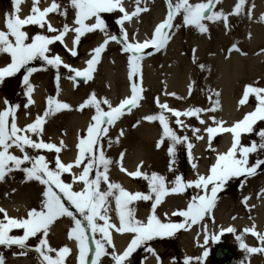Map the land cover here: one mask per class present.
<instances>
[{
	"label": "snow or ice",
	"instance_id": "6c2138e0",
	"mask_svg": "<svg viewBox=\"0 0 264 264\" xmlns=\"http://www.w3.org/2000/svg\"><path fill=\"white\" fill-rule=\"evenodd\" d=\"M19 0H13L15 8ZM167 5V14L164 19L159 22L150 38L142 42L136 41L135 37L130 42L128 34L123 27L125 21H130L134 16H138L140 12L147 11L146 8L139 7L140 0H136L137 7L129 13L123 6L122 0H70V4L74 9L75 16L71 29L67 24H64L62 29L54 28L51 23H48L46 17L49 13L58 12L60 5L56 0H52L49 7L41 10L37 5L39 0H33V8L31 15L24 19H20L15 13L11 16L5 15L6 31L0 30V54H7L10 57V62L5 66L0 67V81L6 77H11L18 73L22 68H26L23 76V84L27 91L25 96H28V102L24 105L33 104L30 93L33 91V86L30 83V76L37 71L36 68L26 67L34 60H41L45 64L54 68L63 67L74 74V77H81L85 81L93 79V73L96 71V65L100 63L101 54L104 52L109 41H115L121 44V51L127 54L128 80L130 81V95L124 97L115 106L106 98H97L96 94L91 93L81 104L76 108L77 111H82L86 107L94 108L95 112L91 116L90 122L87 125L86 134L78 136L76 145L78 152L74 162L64 163L59 158V153L63 148V141L60 146L53 143H46L42 139L34 140L32 135L39 137L43 132V125L47 122V117L61 110H71V106L54 97H48L47 107L43 115H38L32 123L25 125L23 128L18 127L15 120V111L18 106H11L7 100L4 101L6 107L0 110V181L5 179L8 172L13 169L21 170L25 173L26 180H36L44 185L41 207L31 208L27 210L26 217L15 218L9 217L6 210L0 208V213L3 218L0 219V245L3 246H18L20 248L27 247L26 242L31 237H38V244L35 246V251L42 257L45 264H65V258L70 254L71 249L61 247L58 250L50 247L47 236L50 226L53 222L62 216H67L74 222V228L68 232L69 239H75L76 246L79 250L77 256V264H87L89 259V235L92 233L91 243L95 245L94 254L91 256V264H101L100 258L108 255L105 251L106 245L111 246V253L114 264H125V261L130 255L141 245L154 237L171 236L179 229L185 227L184 223H165L162 222L156 215L157 206L162 202L163 198L169 194H179L186 191L187 188L194 187L199 190V193L191 198L185 209H178L172 212L173 216L184 217L187 221L191 219L192 223L202 219L205 214H211L212 208L215 206L217 194L222 187L233 177L252 176L256 173L257 168L264 167V160H257L254 164L249 163V154L258 150H264V129L256 133L260 137V143L253 141L249 145L241 144V135L252 133L254 125L258 121H264V87H258L254 84H246L243 89L241 99L238 105H244L248 102L251 96H254L256 105L254 110L244 114L242 119L233 122L231 127H224V121H217L215 117H209L215 126H208L204 131L211 141L215 134L229 132L232 135L231 146L226 152L218 153L216 161L209 168L207 175H197L196 179L184 181L183 177L176 175L169 186L166 177L155 172L148 175L141 172L140 165L134 172H127L121 165V171L133 178L142 177L148 182V193L129 192L122 185L109 180L108 166L112 163L108 159L102 148L99 147V142L102 136H106L108 125H113L125 112L130 113L132 109L139 107L140 101L144 99L142 93L144 89L137 78L142 81L141 61L145 55H151L152 52H146V49L159 51L166 47L169 40L172 38L171 31L173 28L181 27L180 24H175L174 20L178 16H182V24L184 27H194L200 33L208 31L207 26L203 21H218L223 20L227 27V15L222 11H214V0H201V2L191 3L190 0H165ZM216 3L219 0H215ZM245 5V0H236L233 11L228 15H238ZM118 10L122 15L117 19L116 23L120 27L121 39L115 35H107L106 25L102 19L103 13H112ZM66 16V11L60 13ZM251 17V9L248 10ZM94 19L93 23L86 21ZM261 20L264 21V14L261 15ZM47 25V32L54 35L35 34L29 36L22 29L26 25H39L41 28ZM95 30L105 32V39L102 43L92 49L91 58L86 61V67L77 69L71 65L64 63L59 55H49L50 48L54 42H64L65 35L72 31L75 33L73 39V47L68 49L72 56L78 55L76 45L79 39L85 33H90ZM250 35V34H249ZM67 47V45H65ZM240 51L236 44H233L229 49L231 51ZM264 51V50H262ZM195 53V49H193ZM244 54V53H241ZM203 69V65H200ZM69 76V79H74ZM59 75H57V81ZM191 85H189V92ZM216 100L211 101L212 107L202 109L199 107H189L183 111L170 108L166 103H160L159 98L155 99L157 107L161 110L159 113L144 116L145 121H159L162 127V135L157 141L156 147L160 148L165 138L172 141L173 146L168 148L170 156L174 154V145L182 141L187 142L186 136L181 137L169 126L168 118L165 112L171 113L175 117V123L184 128L188 125L180 119L183 117H195L199 123L204 124L205 121L200 118V113L215 111L219 108V92L213 93ZM167 95L175 96V93H167ZM178 99L180 97H177ZM107 105V110L101 105ZM11 117V120L9 118ZM139 123V121H137ZM135 126V125H134ZM199 129H192L193 135L199 132ZM123 133L121 132V135ZM197 139H202L196 136ZM15 147L22 154L17 156L10 149ZM192 147L188 144V148ZM26 148L34 150H48L57 153L54 168L49 167V161L43 155L32 156L26 152ZM214 150V149H213ZM121 153V159L123 158ZM31 166H24L28 165ZM73 167L81 168L78 174L73 175V182H81L83 187L80 191L73 190V185L65 183L61 179L63 173H68ZM195 168V165H193ZM102 169V170H101ZM171 170V168H170ZM95 171L94 176L90 174ZM106 185L105 189L101 188V184ZM264 191V190H262ZM248 197L244 200L247 201ZM67 201L79 213L86 225L82 224L81 220L77 219L76 215L65 206L64 201ZM115 201V208L119 219V226L110 222L108 215L110 202ZM152 201L150 214L147 216L146 222L135 218L134 209L129 206L135 201ZM235 219V217H233ZM103 223H100V222ZM115 228L120 233H131L132 238L123 252L117 254L112 243L110 229ZM13 229H22L23 235H10ZM244 232L251 233L258 240L264 241V234H259L255 231V224L250 228H245ZM236 229L232 226L220 229V232L214 235H209L205 230L204 243L208 244L209 240L216 242L224 233H235ZM100 233V238L96 239L95 234ZM38 234H40L38 236ZM237 241H240V248L246 249L247 252L264 251V248L248 247L242 240L241 236L237 235ZM151 251V249H149ZM55 253V256L50 255ZM208 251L205 249L203 255L192 258L185 257L184 264H191L193 259L197 264H203V260L207 257ZM159 260V257H157ZM0 264H4L3 257H0Z\"/></svg>",
	"mask_w": 264,
	"mask_h": 264
},
{
	"label": "bare ground",
	"instance_id": "6f19581e",
	"mask_svg": "<svg viewBox=\"0 0 264 264\" xmlns=\"http://www.w3.org/2000/svg\"><path fill=\"white\" fill-rule=\"evenodd\" d=\"M56 1H59V5L61 6L59 11L50 13L47 15L46 19L52 25L61 28L62 23L59 19V15L66 11V13H68V26L71 29L74 27L73 20L75 12L70 4V0ZM150 1L151 0H140L138 5L141 8H147L149 5L153 4L150 11L140 12L138 16H134L130 21L124 22L123 27L128 34L129 40L133 37H135L136 41L149 38L156 24H158L160 20H163L167 14V5L160 3L162 0L148 4ZM190 2L197 3L201 2V0H190ZM51 3L52 0H39L37 6L42 10L48 7V5H51ZM122 3L129 13L134 11L137 7L136 0H122ZM235 3L236 0H219V3L214 6L215 8H213V10L222 11L227 15V27H225L223 20L215 22L209 21V29L204 34L200 32L195 33L194 27H184L181 16H178L174 20V23L180 24L181 27L172 29V38L167 43L166 47L156 51L151 56L141 61V72L144 77L145 87L142 94L144 99L140 101L139 107L132 109L130 113L125 112L113 125L108 127L107 134H109V139L113 138L115 134L121 135L122 132L123 136L114 138L124 144L113 146L110 143L111 141L108 140L107 143L105 142L102 145L103 150H108V146H110V160L112 163L114 162L113 166H116V169L117 165L120 164V168L122 165L127 172H132L133 169H137V165L143 162L140 168L141 172L147 173L148 175H151L153 172L163 175L169 182V186H171L170 182L174 180V177L181 174V171L177 174V166H179V163L178 159L174 156L175 151L172 156L168 153V148L173 146L172 141L165 138L161 147H156L157 141L160 140L163 131L159 121L148 122L149 124L147 125L145 124L146 121L142 119L144 116L156 114L161 111L157 107V104L154 103V97H158L160 103H166L170 108L183 111L193 105L202 109L210 108L212 107L211 101L217 99L213 93H220L218 98L219 108L215 111L200 113L201 119L205 121L204 124L199 123L194 117L195 123L191 122L190 119H188V121L184 119L185 122H188L186 123L188 127L183 129V131H186L188 134V136H186L188 140L184 142L186 145L185 150L188 148V144L192 145L190 149H187V153L190 155L188 161L189 167H192L188 169V172H192L188 178H194V173L196 177L197 175H207L209 168L216 161L217 154L226 152L231 146L232 135L229 132L221 133L218 137L219 141L215 144L213 142V147L210 146L208 135L204 129L208 126L215 125H213L209 117H215L217 121H224L223 126L230 127L233 122L242 119L245 113L252 111L254 108V106L249 103V100L244 105H238V101L243 94L244 86L246 84H254L258 87H264V54L261 55L257 53L259 49L262 51L264 48V21L261 20V15L264 13V0H245L242 12L240 11L238 15H228L233 11ZM33 6V0H19V6L15 8V12L24 15V13L30 11V7L32 8ZM249 9H251V17H249L248 14ZM11 11L10 9V12ZM8 12L7 6H2L0 4V30H4L5 28V15L8 14ZM236 19L239 20L237 30L239 35L234 43L237 47H241L245 50L247 52L246 55H240V53L235 50L230 52L229 55H226V51L231 48V44L229 47L227 43L228 40L225 41L226 36H232L234 33V23ZM92 21L93 19L87 22L92 23ZM26 27L30 28V25ZM103 33L104 32L99 30L97 39H95L96 42L104 40L105 35ZM74 34L75 33L72 31L66 34L65 40L69 48L73 41ZM92 35L93 33L91 36ZM91 36L84 34L81 37V42L83 41L84 43L81 44L80 52L91 51L95 48V42H85V40L89 39ZM223 42L226 44L224 48L221 45ZM193 49H195V53H193ZM219 53H221L222 57L219 56ZM6 56L7 54H0V66L6 62ZM86 57L87 55L81 58L76 66L77 69L85 63ZM63 61L66 62L67 59L65 58ZM200 65L204 66L203 69ZM82 67L83 66H81V68ZM126 70L127 54L118 50L116 45L111 41L101 54L100 63L93 73V79L88 80L85 84H80L75 80H67L63 75L60 76L57 81V77L52 78L49 72L39 70L30 76V83L33 86V91L30 93V96L34 103L28 105L27 108L22 105V107L19 108L20 110L15 120L17 123H20L22 127L31 123L38 115H43L47 107L48 97L59 94V100L68 103L71 106V110H61L48 116L40 136L48 140L47 142L56 144L57 146H60V142L63 141V148L58 154L59 158L66 164L72 163L74 162V155L78 152L76 145L78 143V136L81 135L79 133H81V131L82 134L86 132L91 116L95 112V110L91 111L90 107H86L83 111H77L76 108L78 105L76 106L77 103L75 104V102L81 100V104L94 92L97 98L107 96L108 101L114 105L129 94L130 86L127 82ZM260 75L263 77L262 79ZM200 78L208 87L205 90L206 92L201 96L196 92L197 83L200 81ZM57 82V87L54 88ZM190 83L193 84L194 87L191 93L189 92ZM167 93H175L176 95H167ZM152 94L154 96L150 99ZM177 97L180 98L178 99ZM209 97H211V101ZM4 100L5 98L0 96V106L3 104ZM164 114L168 118L169 113L165 112ZM181 118H183V116ZM58 121H61V123L65 125L67 130L66 133H62L60 130L57 132L56 124ZM137 121H139V123H137ZM168 122L169 126L177 134L174 123L170 120H168ZM194 128L200 130L196 135H193L192 132ZM61 135L63 136L61 137ZM242 135L244 136L247 134ZM106 136L108 137V135ZM196 136H200L202 139H197ZM240 139L242 140V138ZM108 142L111 145L108 144ZM174 146L177 147V144ZM53 152L54 151H50L47 155L50 156ZM121 153L124 154L122 159ZM193 165H195V168H193ZM76 169V167L72 168L70 171L72 175L76 174ZM111 170L107 173L110 181L119 183L129 192L139 191L136 183L140 181L142 177H139L135 181H131L125 172H116L114 169ZM23 174L25 175L23 171L18 170L12 175L14 178H12L11 182H6V178L0 181V208L5 209L9 217H26L27 210L31 208L39 209L41 206V194L33 190L35 188L33 183L26 180L23 181L18 177ZM256 175L255 173L252 176L244 177L245 182L237 197L239 200L238 204L233 195L220 197V194H217V200L212 209L213 221L211 224L206 222L204 218L197 220L195 224H193L191 220L182 221V223L185 224L183 228L185 232L183 233L184 238L180 240L178 247L184 257L187 255H194V258H196L203 255L204 250L199 246L198 242L204 240L202 233L204 232L202 228L204 222H206L209 231H214L216 225L234 227L236 232L232 233V236L236 237L239 235L241 236V240L247 237L244 243L248 247H253L255 241H261L258 240L256 236L252 238L253 235L251 233L243 231L245 228H250L255 224V231L259 234H264V191H262L264 190V180L262 182V179H260L263 174L257 177ZM262 177L264 178V175ZM144 182V187L148 189V182L146 180ZM2 183L5 185H1ZM27 183L31 185L28 186L29 184ZM21 186L22 189L20 188ZM25 186H28L30 192L23 189V187L27 188ZM80 186H83L81 182L73 184V190H79ZM106 187L105 185L101 188L105 189ZM245 197H248L247 201L244 200ZM188 200L189 198L186 199L184 192L166 195L157 207L156 215L158 218L163 217L164 220L165 214L170 212L173 207H177L178 209L186 208L189 202ZM134 203L140 205L146 202L135 201ZM108 207L110 222L118 227L119 219L115 208V201L112 200ZM135 211V218L146 222L151 209H136ZM161 212H163V214ZM233 217H235V219H233ZM2 218L3 214L0 213V219ZM74 226L73 221L69 222L67 216L59 217L50 226L49 236L47 237L52 248L55 249L56 247L58 250V246L62 244L64 247L68 246L69 249H71L68 256L71 258L70 264H75L77 262V257L73 249L74 241L68 240V232L70 229L74 228ZM13 230L18 231L19 229ZM111 230L115 249L122 248L123 244H126L132 236L131 233L117 232L115 228ZM21 232L23 233L22 229ZM194 236L198 239L196 243L191 239V237ZM33 238L34 237H31L29 240ZM260 245L264 246V241H261ZM51 254L52 253H50V255ZM54 254L55 253L52 255ZM131 255L125 261V264L132 259ZM150 255L145 257L143 264H157L155 257ZM210 257L209 255L207 260H209ZM42 262L32 258L18 257H8L4 260V264H44V262ZM246 262L247 264H264V252H257L253 255V260L249 259ZM163 264H169L168 260L164 261Z\"/></svg>",
	"mask_w": 264,
	"mask_h": 264
},
{
	"label": "rangeland",
	"instance_id": "374dc122",
	"mask_svg": "<svg viewBox=\"0 0 264 264\" xmlns=\"http://www.w3.org/2000/svg\"><path fill=\"white\" fill-rule=\"evenodd\" d=\"M159 2V0H151L150 3L148 4H151L153 2ZM12 0H0V4L2 6H7V12H8V9L10 7V4H11ZM57 3L59 4V1H57ZM160 3H165L164 0H162V2ZM219 3V2H218ZM217 3L215 2L214 0V6L216 5ZM153 4L149 5V7H147L146 9L147 10H151L153 7L152 6ZM161 5V4H160ZM215 8V7H214ZM242 12V10H241ZM8 14L10 15V13L8 12ZM102 15V19L104 20L105 22V25H106V32H107V35L111 36V35H120V25L116 23L117 19L122 15V13H120L118 10L116 11H113L112 13H103L101 14ZM60 17V18H59ZM59 19L62 23V25L66 24L67 23V20H68V13L66 14V16H63V15H59ZM182 18V16H181ZM219 21V20H218ZM89 23V22H87ZM203 23H205V25L207 26L208 28V23L209 21H204ZM238 23H239V20L236 19L235 23H234V33L232 34V36L230 35L229 37L226 36V40H228V45L230 46V44H235L234 42L236 41L237 39V36L239 35L237 33V30H238ZM45 28H41V27H36V26H33V27H30V29H28L27 31H25L29 36H32V35H35L37 34L38 32H40L41 34H53V33H49L47 31L44 30ZM209 29V28H208ZM98 32L99 30H95L93 32H90V33H85V34H88L91 36V34L93 33V35L85 40V42H95L96 45H98L100 42H96L95 39H97V36H98ZM194 32L195 33H199V31L196 29H194ZM39 33V34H40ZM105 35V32L103 33ZM105 37V36H104ZM121 37V36H120ZM119 39V38H118ZM131 40V39H130ZM133 40V38H132ZM231 41V42H230ZM113 44L116 45V48L118 50H121V47L122 45L121 44H118L117 42L115 41H111ZM84 42L82 41L81 42V39H79V42L78 44L76 45V48H77V51H78V55L76 56H72L71 54L69 53H66L63 48L61 47V45L59 43L56 42L55 46L51 47L49 46L50 48V53L49 55H59L61 57V59H64L65 58L67 59L66 63L71 65L72 67L76 68V66L78 65L79 61L81 60V58H83L84 56H86L89 51H86V52H80L81 51V44H83ZM94 44V43H93ZM221 45L223 46V48L225 47L226 44H223L221 43ZM242 49V48H241ZM243 50V49H242ZM243 52V51H242ZM259 52V51H258ZM246 51L244 50V54L246 55ZM259 54H261V52H259ZM226 55H228L226 53ZM219 56L222 57L221 53H219ZM6 59H7V56H6ZM26 67H32V68H36L37 71L35 72H38L39 70L42 71L44 70L45 72H49L50 75L52 76V78L54 77H57V75L60 76H64L65 78H67L69 80V76H72L73 74L69 73V71L65 68H63L62 66L59 67L58 69L57 68H54L50 65H47L45 64L43 61L41 60H34L32 62H30L29 65H27ZM25 71H26V68H22L18 73H16L15 75L11 76V77H6L3 81H0V96L2 98H6L7 101L9 102V104L11 106H18L17 108H21L23 104L26 103V97L24 95V91H25V86L23 84V76L25 74ZM34 72V73H35ZM33 74V73H32ZM261 76V75H260ZM261 79L263 78L262 76L260 77ZM192 83V82H191ZM191 90L194 89L193 87V84H191ZM58 82L55 84L57 86ZM55 87V86H54ZM208 87L205 85V83L202 82L201 78H200V81H198L197 83V88H196V92L198 93V95H203L206 91ZM191 93V91H190ZM152 96H154L153 94L151 95L150 99L153 98ZM103 98H106L107 99V96H102ZM54 98L58 99V96H54ZM108 100V99H107ZM81 102V100L79 101H76L75 104L76 106L79 105ZM249 103H251L254 108H255V105H256V100L254 98V96H251L249 98ZM103 108L104 107H107V105H101ZM1 107V106H0ZM154 107V106H152ZM190 107H195L194 105L193 106H190ZM253 108V109H254ZM20 110V109H19ZM92 110H95L94 108H91V111ZM83 111V110H82ZM92 113V112H91ZM171 114L168 115V120L172 121L174 123V127H175V130L177 131V135L178 136H181V137H184V136H188V134L186 133V131H183V129L185 128H182L180 126H178L176 123H175V117H173ZM195 118V117H194ZM194 118L193 117H183V118H180L184 124L188 123V122H185L184 119H186L188 121V119H190L191 122L195 123L194 122ZM201 118V116H200ZM9 120H11V117L9 118ZM197 120V119H195ZM149 121H146L145 124H149L148 123ZM17 123V122H16ZM187 125V124H186ZM18 127H21L19 125H17ZM158 127V126H157ZM23 128V127H21ZM182 128V129H181ZM261 129H264V121H258L256 125H254V131L252 133H249L247 135H242L243 137L242 140H241V144H244V145H249L251 144L253 141H255L257 144H259L261 141H260V137L258 135H256L257 132H259ZM56 130L57 132L60 130L62 133H66V127L64 124L61 123V121H58V123L56 124ZM163 132V131H162ZM32 135V138L34 140H37L39 137H37L36 135L34 134H30ZM107 136H102L101 139H100V142H99V147L102 148V145L108 140H110L111 144L113 146H119L120 144H124L122 142H119V140L115 139L114 137H121L123 135H117L115 134L113 136V138H110L109 139V134H107ZM220 133H217L214 135L213 139L209 142L210 146H212L213 142L214 144L217 143L219 141L218 137H219ZM63 135H61L62 137ZM111 136V135H110ZM43 138V137H42ZM43 141H48L46 139H43ZM212 142V143H211ZM108 142V144H110ZM110 144V145H111ZM126 144V142H125ZM185 143L182 141L181 143L177 144V147L174 146V151H175V154L174 156L178 159V170H177V174L179 173V171H181V176L183 177L184 181H190V180H194L196 179V175L194 173V178L190 179L188 178L190 174H192V172H188V169L189 168H192V167H189V157L190 155H188L187 153V149L185 150ZM110 149V146H108V150H103L105 156L110 159L111 155L109 153H111L109 151ZM10 151L17 155V156H21L22 154L19 152L18 149H16L15 147H13L12 149H10ZM47 150H34V149H31V148H26V152L29 154V155H32V156H36V155H43L47 161H49V167L50 168H54L55 166V158L57 156V153H52L50 156L47 155ZM109 154V155H108ZM257 160H264V150H258L254 153H251L249 154V163L250 164H254ZM114 163V162H113ZM113 163L109 164L108 166V170H111L113 169ZM24 166H31L30 164L28 165H22L21 167H24ZM102 170V169H101ZM18 171V169H13L11 172H8L5 176L6 178V182H11L12 178H14L12 175H14V173H16ZM92 176H94L95 174V171H93L92 173ZM256 177L259 176L260 174H263L264 175V167H260V168H257L256 170ZM263 175H261L260 179H262L261 181L263 182L264 178L262 177ZM20 179H22L23 181H25V175H20L18 176ZM71 178L72 175L68 173H63L61 175V179L65 182V183H68V182H71ZM257 179V178H256ZM28 182H31L33 183V185L35 186V188L33 190H36L39 194H41V197H40V201L42 202V200L44 199L43 197V191H44V185L40 184L38 181L36 180H26ZM243 181V183L245 182L244 181V176H241V177H233L231 178L229 181L226 182V184L222 187L221 191L218 192L220 194V197L221 196H228V195H233L234 198H235V201L236 203L238 204V199L237 197L239 196V193H240V189H237L236 190V186L238 184H240L241 182ZM72 183V182H71ZM25 184V183H24ZM29 184V183H27ZM137 188L139 189L140 192L142 193H148V189H146L144 187V183H143V180L141 179L140 181H138L137 183ZM1 185H5L4 183H2ZM22 185H23V182H22ZM31 184H29L28 186H30ZM28 186H25L27 188H24L23 189L25 191H29L28 189ZM22 189V186L20 187ZM9 189V188H8ZM24 190H22L23 192H25ZM199 190L196 189L194 187H190V188H187L186 189V192H185V197L186 199L189 198L188 201L191 200V198L195 195H197L199 192ZM198 192V193H197ZM146 203L144 204H140V205H136V203H132L129 207L134 209V212H136L135 210L136 209H139V210H150L151 209V204H152V201H145ZM65 203V206L69 208L70 211H72L77 219L81 220L82 224H85L86 225V221L83 220V217L80 216L79 213L75 212V209L65 200L64 201ZM241 204V202H240ZM41 205V204H40ZM41 207V206H40ZM158 207V206H157ZM156 212H157V209H156ZM163 214V212H161ZM168 214V213H167ZM167 214H165L164 216V220L165 221H169V220H174L176 218H171L169 217ZM183 220H185V218L183 217ZM190 219H188L187 221H189ZM68 221L71 222L72 219L70 217H68ZM74 223V222H73ZM222 226H216V229L214 230V233L217 234L220 232V229H221ZM50 232V231H49ZM184 231H178L176 232L172 237L170 238H165V237H157V238H154V240H150V241H147L144 245H141L140 247H138L136 249V251L133 253L132 255V259H130V261L128 262V264H139V260L141 258H144L146 255H148V253L150 252L149 249L153 250H157V252H159L163 258V261H166L168 260V263L169 264H184V257L183 255L180 253V250H179V247H178V244L180 242L181 239L184 238ZM10 235H23V233L21 232V229H19L18 231L16 230H13L12 232H10ZM40 234H38L39 236ZM89 235V248H90V251H89V259H88V264H91V256L94 254V249H95V245L91 243V240H92V233H88ZM100 233H97L95 234V238L96 239H99L100 238ZM49 236V235H48ZM47 236V237H48ZM69 238V237H68ZM193 238V237H191ZM252 238H255V237H252ZM247 237H245L244 239H242V241L244 242V240H246ZM48 240V238H47ZM50 247H51V244L50 242L48 241ZM214 243H219L218 244V247H230V249H232L235 253V255L233 257H227L226 260H223L221 264H242L243 262H246L248 261L249 259L253 260V255H255L257 252H252V253H249L247 252L246 249L242 250L240 248V242H238L235 238V236H232V233H224L220 239ZM27 244V247L25 248H20L18 246H15V245H12V246H3V245H0V257H3V260H5L6 258L8 257H18V258H32V259H36V260H40L41 262L43 261L42 257L35 251V246L38 244V237H34L32 240H28L26 242ZM212 244L213 242L211 243V240L208 242L207 244V248L210 249V251L212 250ZM261 244V241L257 242L255 241V244L253 245L254 248H261L262 245ZM59 248L61 247H64V245L60 244V246H58ZM68 247V246H66ZM58 248V249H59ZM56 249V247H55ZM105 251L107 253H109L108 255H105L103 257L100 258L101 260V264H114V261L112 260V257H111V253L113 251V248L111 246H108L106 245L105 247ZM260 253L261 252H264V251H259ZM53 254V253H52ZM51 254V255H52ZM55 256V254L53 255ZM213 256V255H212ZM68 257V256H67ZM65 258V264H70L71 263V258L68 257V258ZM185 257H192L194 258V255L192 256H185ZM206 257H205V260L203 261V264H208L210 263L211 261L207 260ZM246 260V261H245ZM196 260L193 259L191 261V264H197V262H195ZM43 263V262H42ZM45 264V262H44ZM244 264H247L244 263Z\"/></svg>",
	"mask_w": 264,
	"mask_h": 264
}]
</instances>
